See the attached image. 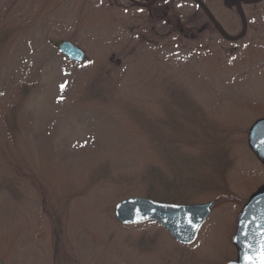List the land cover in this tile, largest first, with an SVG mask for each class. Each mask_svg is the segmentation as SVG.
I'll return each instance as SVG.
<instances>
[{
  "label": "rangeland",
  "instance_id": "obj_1",
  "mask_svg": "<svg viewBox=\"0 0 264 264\" xmlns=\"http://www.w3.org/2000/svg\"><path fill=\"white\" fill-rule=\"evenodd\" d=\"M201 1L228 35L242 33L238 8ZM156 7L189 33L210 24L193 1ZM243 9L241 39L209 25L192 41L160 39L152 27L170 28L126 0H0L4 264L238 258V215L264 189V161L249 144L264 118V0ZM63 40L84 51L83 62L58 50ZM152 187L182 203L213 201L192 244L157 222L116 220L117 202Z\"/></svg>",
  "mask_w": 264,
  "mask_h": 264
},
{
  "label": "water",
  "instance_id": "obj_2",
  "mask_svg": "<svg viewBox=\"0 0 264 264\" xmlns=\"http://www.w3.org/2000/svg\"><path fill=\"white\" fill-rule=\"evenodd\" d=\"M263 0H225L228 7L240 9L243 30L247 31V18L242 4L258 3ZM223 35L229 36L222 28ZM58 50L68 59L83 62L84 51L70 41L55 43ZM249 144L252 150L264 161V118L250 129ZM213 201L205 203H172L148 197H129L116 203L114 216L124 226L157 222L178 242L192 244L205 221L212 214ZM238 249V258L226 264H264V189L255 194L243 207L237 218V230L232 238ZM0 264H4L0 260Z\"/></svg>",
  "mask_w": 264,
  "mask_h": 264
},
{
  "label": "flooded vegetation",
  "instance_id": "obj_3",
  "mask_svg": "<svg viewBox=\"0 0 264 264\" xmlns=\"http://www.w3.org/2000/svg\"><path fill=\"white\" fill-rule=\"evenodd\" d=\"M126 1L131 6H136L138 8L145 9L148 13L149 18H151V20H153L155 23L160 24V25L163 24L162 26L166 25V27L170 28V29H168L167 32L161 33L160 31H157L155 26L152 27V31L155 33V35L157 37H160V39L161 38L166 39V38L171 37L173 34H178L180 37L182 36V37H185L186 39H189L192 41H197L200 39L201 33L205 32L209 25H211L212 28L214 25L215 29L220 31L221 35L225 39H229L231 41L239 39L236 36H231L234 38H227L225 35H223V33L220 29L221 26H219L218 22L215 20L212 13L210 12V10L203 4V2L201 0H188V1H193L194 3H197L199 5V7L203 10L205 15L210 19V24L203 26L198 31V34L189 33V31H188L189 27H187L185 24L182 23V18L178 14L171 13V11L169 10V7H166L165 9H162L160 11L157 9L156 6L158 4L162 5L163 3H165V0H146V3H140L138 0H126ZM233 7L238 8V15L242 20L239 7L238 6H233ZM242 7H243V5H242ZM243 11H244V9H243ZM245 16H246V14H245ZM242 23H243V21H242ZM166 27H164V28H166ZM143 38L146 39V37H143Z\"/></svg>",
  "mask_w": 264,
  "mask_h": 264
},
{
  "label": "trees",
  "instance_id": "obj_4",
  "mask_svg": "<svg viewBox=\"0 0 264 264\" xmlns=\"http://www.w3.org/2000/svg\"><path fill=\"white\" fill-rule=\"evenodd\" d=\"M152 188H153L152 191H148L146 195L147 197L163 202L182 203L180 200H178V198L173 199L171 198L172 195L158 194L157 192H155L156 191L155 188L154 187Z\"/></svg>",
  "mask_w": 264,
  "mask_h": 264
}]
</instances>
